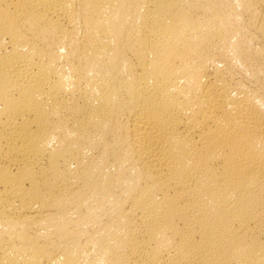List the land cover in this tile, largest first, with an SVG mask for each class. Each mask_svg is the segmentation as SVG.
Returning <instances> with one entry per match:
<instances>
[{
    "label": "bare ground",
    "instance_id": "bare-ground-1",
    "mask_svg": "<svg viewBox=\"0 0 264 264\" xmlns=\"http://www.w3.org/2000/svg\"><path fill=\"white\" fill-rule=\"evenodd\" d=\"M0 264H264V0H0Z\"/></svg>",
    "mask_w": 264,
    "mask_h": 264
}]
</instances>
